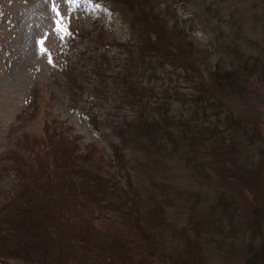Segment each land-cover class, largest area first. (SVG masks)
<instances>
[{"label":"trees","instance_id":"trees-1","mask_svg":"<svg viewBox=\"0 0 264 264\" xmlns=\"http://www.w3.org/2000/svg\"><path fill=\"white\" fill-rule=\"evenodd\" d=\"M126 4L138 10L129 8L133 33L121 46L129 42L134 47L126 49L125 91L119 94L120 102H113L112 109L122 108L128 113L107 122L120 145H132L141 152V159L134 165L127 150L113 146V158L103 164L102 157L95 156V149L83 154L75 140L48 134L42 147L31 150V164L20 172L15 187L0 191V196L16 192L8 203L0 204V264H11L9 260L69 264L73 256H80L79 260L88 254L96 256L87 242H81L93 228L81 222V210L87 204L86 210H105L108 215L103 213L104 218L129 227L134 235L150 243L151 254H155L151 234L156 228L171 226L164 208L175 207L178 202L176 211L188 213L185 225L171 227L175 236L183 238L181 249L157 253L160 262L206 264V251L215 246L217 253H230L233 247L242 250L244 264H264V205L248 202L239 206L236 196L220 194L217 188H198H209L214 161L223 177L232 175L223 166L236 172L260 169L264 149L256 144L252 133L255 129L247 123L245 116L251 117L252 113L244 112L238 103L239 97L255 93L248 91L240 69L246 66V71L254 70L259 60L246 62L239 55L236 41H222L223 34H218L212 51L218 54L220 50L224 57L213 61L211 68L206 49H198L197 45L201 57L188 51L196 46L188 32L190 23L171 16L164 18L157 0H127ZM262 42L259 54L264 62V38ZM198 59L201 65L195 63ZM223 62L231 68L220 72ZM205 72H209L207 78L202 77ZM133 75L146 76L147 85L138 87ZM225 90L237 97L228 96ZM202 153L207 159L203 162ZM223 154L233 159L229 156L224 160ZM7 156L17 166L23 161L12 153ZM227 160L232 161V167ZM175 165L189 182H177L178 173L171 169ZM261 172L264 178V167ZM190 181L197 185L193 189L198 196L189 199L194 191L190 190ZM191 224L197 228L207 226L211 233L205 232L200 240L203 231L191 228ZM215 235L222 236L221 245H214ZM109 252L112 257L122 258L117 249Z\"/></svg>","mask_w":264,"mask_h":264},{"label":"rangeland","instance_id":"rangeland-1","mask_svg":"<svg viewBox=\"0 0 264 264\" xmlns=\"http://www.w3.org/2000/svg\"><path fill=\"white\" fill-rule=\"evenodd\" d=\"M157 1L164 18L176 17L179 22L191 24L192 28L188 32L196 46L192 49L184 46L191 55L194 52V57H201L198 55L197 45L198 49H206L212 62H208L211 68L213 61L224 57L220 50L218 54L212 51L214 37L218 34H223L222 41L234 39L239 47L240 57L246 62L259 60L254 70L246 71V66L240 69L248 91L255 90V93L239 97L238 103L244 112L252 113L251 117L250 114L245 117L249 127L255 129L254 132L251 131L254 133L253 139L264 149V62L259 54L264 38V0ZM126 2L127 0H92L91 4L69 6L64 0H0V191L15 187L20 172L26 171L31 164V150L42 147L47 135L51 133L75 140L83 154L95 149V156H101L103 164L113 158V146L127 150L134 165L141 159V152L132 145H120V140L107 122L128 113L122 108L112 109L113 102H120L122 95L119 94L125 91L122 90V83L126 77V49L134 47L129 42L121 46L131 37V26H134L131 25L132 13H129V8L134 5H127ZM54 8L59 11V15ZM133 9L138 10V7ZM58 21L67 25L70 32L63 39L55 31ZM38 41H43V45L38 44ZM41 47L45 49L43 53L40 51ZM183 49L185 48L182 51ZM198 60L195 63L201 65V60ZM230 68L231 65L226 62L219 65L220 72ZM205 73L202 77L207 78L209 72ZM135 75L132 76L134 83L142 88L143 83L148 81L144 78L146 76ZM226 92L230 93L228 96L237 97L229 90L224 93ZM257 95L261 98H256ZM254 125L259 128L256 129ZM9 153L22 157L20 166L8 158ZM229 156L233 159L228 154H223L222 157L226 160L230 159ZM261 158L260 169L255 172L244 169L236 172L223 166L225 171L232 172L230 177L218 174L217 167H220L214 161L217 158H213L212 169L216 171L211 172L209 188H198L201 191L217 188L220 194L236 196L235 202L239 206L248 202L264 205V178H261L264 152L261 153ZM205 160L207 159L202 153L200 161ZM227 161L232 167V161ZM171 169L174 174L178 173L177 182H189L186 177H181L183 172H178L177 165L171 166ZM134 181L141 184L136 178ZM189 186L190 190L197 188L193 181H190ZM143 189L145 190V185ZM14 193L16 192L0 196V204L7 202ZM194 193L195 190L189 195V199L198 196ZM176 205H166L163 212L171 226L156 228L151 234L157 253H172L181 249L183 238L175 236L171 227L178 229L185 225L188 213L186 210L177 212L179 202ZM87 207L88 204L81 210V222L92 225L93 228L89 229L88 237L83 236L81 242H87L97 254L82 256L80 260V256H73L69 264H165L163 260H158L157 253L151 254L153 251L150 243L134 235L129 227L104 218L102 214H105V210L100 211L96 207L91 211V208L86 210ZM71 214L76 219L73 211ZM80 226L83 224L80 223ZM192 226L195 227L191 224V228ZM197 230L203 231L200 232V240H203L205 232L211 233L207 226ZM213 239L214 245L223 243L222 236L215 235ZM214 247L209 246L206 251V264H244L242 250L237 247H233L230 253H217ZM114 249H117L122 258L117 259L109 254V250ZM9 261L11 264H30L25 260ZM47 264L54 263L48 261Z\"/></svg>","mask_w":264,"mask_h":264},{"label":"snow or ice","instance_id":"snow-or-ice-1","mask_svg":"<svg viewBox=\"0 0 264 264\" xmlns=\"http://www.w3.org/2000/svg\"><path fill=\"white\" fill-rule=\"evenodd\" d=\"M64 2L66 4H68L69 6H76L79 5L81 3H85V4H91L92 0H64ZM54 11L57 12V15H59V11L57 9H53ZM70 11H71V7H70ZM55 31L57 32L58 35H60L61 39L64 38L65 35H70V32L68 31L67 25L62 24L61 22H57V27L55 29ZM38 44L43 45V41H38ZM41 53H43L45 51V49L43 47L40 48ZM51 58L49 59V63H51Z\"/></svg>","mask_w":264,"mask_h":264}]
</instances>
